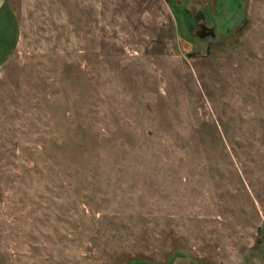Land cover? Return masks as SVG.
<instances>
[{"label":"rangeland","instance_id":"1","mask_svg":"<svg viewBox=\"0 0 264 264\" xmlns=\"http://www.w3.org/2000/svg\"><path fill=\"white\" fill-rule=\"evenodd\" d=\"M1 7L0 264H264V0Z\"/></svg>","mask_w":264,"mask_h":264},{"label":"crops","instance_id":"2","mask_svg":"<svg viewBox=\"0 0 264 264\" xmlns=\"http://www.w3.org/2000/svg\"><path fill=\"white\" fill-rule=\"evenodd\" d=\"M0 11H1V14H0V18H1V20H5L6 21V19H8V21H9V23H10V25H11V27H12V30H11V35H12V43H11V41L10 42H8L9 44H8V51H6V53H5V55H3L4 57H0V63L1 62H3L5 59V57L8 55V57L10 56V52H11V50L14 48L13 47V44H14V42H15V40H16V32L14 31V27H13V25L15 24V17H14V14L9 10V9H6V8H0ZM1 23H5V22H1ZM15 32V33H14ZM11 40V39H10ZM4 42H5V40L1 37L0 38V53H2L3 52V46H4Z\"/></svg>","mask_w":264,"mask_h":264},{"label":"water","instance_id":"3","mask_svg":"<svg viewBox=\"0 0 264 264\" xmlns=\"http://www.w3.org/2000/svg\"><path fill=\"white\" fill-rule=\"evenodd\" d=\"M204 36H210V37H212L213 36V33L211 31H208V32H205Z\"/></svg>","mask_w":264,"mask_h":264}]
</instances>
